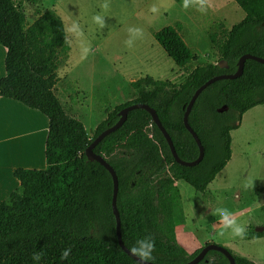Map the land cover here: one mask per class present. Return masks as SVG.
Here are the masks:
<instances>
[{
  "label": "trees",
  "instance_id": "16d2710c",
  "mask_svg": "<svg viewBox=\"0 0 264 264\" xmlns=\"http://www.w3.org/2000/svg\"><path fill=\"white\" fill-rule=\"evenodd\" d=\"M233 1L245 19L230 31L209 36L219 54L217 63L196 67L180 84L150 76L131 83L136 99L109 112L89 136L56 94L58 73L70 51L61 16L50 9L29 24L16 0H0V46L6 50L0 100L20 103L49 120L46 169L15 170L19 188L0 204V264H32L35 251L43 252L42 264H62L60 254L65 248L71 249V255L63 264H139L119 246L112 176L99 163L90 162L85 152L119 121L124 108L142 104L156 111L181 160L198 159L199 147L184 124L194 93L214 77L234 75L244 55L264 59V0ZM40 2L32 0L34 5ZM182 28L178 22L153 37L186 71L198 56L184 41ZM220 61H226L228 69L219 68ZM225 106L228 111L220 113ZM257 106H264V64L248 60L241 77L215 82L194 104L189 125L205 150L198 165H179L151 115L142 109L130 112L123 127L94 149L118 177L117 208L127 249L136 239L151 235L156 244L151 263L186 264L200 253L201 249L190 255L177 240L176 229L186 224L177 183L185 182L208 198L209 186L231 161V132ZM263 238L264 231L254 228L244 235L245 240ZM229 252L236 264H255ZM199 264L230 263L212 251Z\"/></svg>",
  "mask_w": 264,
  "mask_h": 264
},
{
  "label": "rangeland",
  "instance_id": "374dc122",
  "mask_svg": "<svg viewBox=\"0 0 264 264\" xmlns=\"http://www.w3.org/2000/svg\"><path fill=\"white\" fill-rule=\"evenodd\" d=\"M16 2L29 24L50 9L64 21L72 47L71 60L58 73L61 81L57 91L67 114L72 116L78 112L81 118H74L80 120L91 135L109 112L136 99L131 83L151 74L155 80L180 84L196 67L217 63L219 54L209 36L220 33L225 25L232 27L237 21L230 18L232 8L226 0H189L187 8L185 0H41L35 5L32 0ZM201 3L203 12L198 10ZM238 9L243 16L244 12ZM210 10L222 17L216 18ZM95 16L102 18L103 26L94 22ZM178 22L183 24L184 41L198 56L186 71L177 70L176 64L152 37L155 32ZM130 28L141 29L142 36L132 47H127L125 41L129 39ZM2 66L5 69L4 64ZM171 72L169 80L159 78ZM231 137L232 159L209 186L208 198L185 182L179 183L186 225L179 230L178 242L183 246L195 241L201 244V249L216 244L255 264H264V238L246 241L243 237H233L217 214V209H229L232 218L245 227V233L253 229L248 228L253 223L264 225V208L256 211L255 206L258 200L264 204V193L243 188L247 183L250 187L258 183L259 188H264V106L247 112ZM222 178L225 182L220 183ZM261 229L264 230V226Z\"/></svg>",
  "mask_w": 264,
  "mask_h": 264
},
{
  "label": "crops",
  "instance_id": "0c3cea01",
  "mask_svg": "<svg viewBox=\"0 0 264 264\" xmlns=\"http://www.w3.org/2000/svg\"><path fill=\"white\" fill-rule=\"evenodd\" d=\"M226 2L232 8V13L230 18L237 20L236 22H234L235 25H233L232 27L228 28L227 25H225V29L230 31L234 26H236L245 19V14L243 16H240L238 9L239 7L233 0H226ZM211 12L214 14L216 18L222 17V15H220L217 12L216 13L214 11ZM237 16H240L239 20ZM64 17L66 18L65 14ZM223 19L227 22L226 18L223 17ZM0 48H1L0 49V80H1L5 77V69L2 66V64H4L5 66L6 50L1 46ZM71 48L72 47H70V51H69V60H71V55H70ZM177 70H182V69H179L178 67ZM171 74L172 72L168 75H165L164 78L162 77L159 78L163 80L165 79L169 80V78H171L172 76ZM150 76L152 75L150 74ZM57 87H56V94L64 108V101L59 96ZM72 108L75 109V105H72ZM72 116L76 118H81L78 112L73 113ZM48 131H49V120L40 112L31 110L25 107L24 105L14 102L12 100H8V99L0 100V204L5 200H7L10 197V195L19 188V183L14 178L15 170L46 169L47 163L45 158V152H46V141L48 137ZM88 135L91 136V134L89 133ZM219 182L220 183L225 182V178H222ZM179 183L180 182L177 183L178 188H179ZM226 185L227 184H225L223 187L225 188ZM259 187L260 184L258 183H256L255 186L252 187H250V184L248 183L245 186H243L244 191H248V192L255 191L256 193H262L263 195L264 188H259ZM255 206H256V211H260L264 208L263 207L264 204H262V202L259 200L257 203H255ZM217 224L219 225V223ZM185 225L180 226L176 229L177 240H179V230L182 229V227H184ZM263 226L264 225L253 223L249 225L248 228L252 227L256 232H263L264 230L261 229V227ZM246 241H255V240H246ZM200 246L201 244L196 243L195 241L194 242L190 241L188 245L186 244L183 245V247L187 250V252L190 255L194 254L197 250H199Z\"/></svg>",
  "mask_w": 264,
  "mask_h": 264
},
{
  "label": "water",
  "instance_id": "95a60500",
  "mask_svg": "<svg viewBox=\"0 0 264 264\" xmlns=\"http://www.w3.org/2000/svg\"><path fill=\"white\" fill-rule=\"evenodd\" d=\"M248 60H253L256 61L260 64H264V59L263 58H259V57H255L252 55H244L243 57H241V59L238 62V70L234 75H221V76H217L212 78L211 80H209L208 82H206L203 86H201L193 95V97L191 98L189 105L187 107L185 116H184V124L186 129L189 131V133L193 136V138L195 139L198 147H199V157L196 161L194 162H185L183 160H181L175 150L174 144L169 136V134L167 133V131L165 130V128L163 127L156 111L154 109H152L151 107L147 106V105H142V104H135L129 107L124 108L120 113H119V121L111 128L107 129L106 131L102 132L94 141L93 143L87 148L85 154L87 159L90 162H97L99 163L101 166H103L112 176L113 179V184H114V191H113V212L117 221V236H118V242H119V246L122 248V250L129 255L132 259H134L136 262H138L139 264H143V262L139 261L137 257H135L129 249H127V247L124 245L123 241H122V237H121V219H120V213L118 211L117 208V198H118V192H119V181H118V177L117 174L115 173L113 167L109 164V162L102 156H99L97 154H95L94 149L109 135L113 134L114 132L118 131L120 128L123 127V125L126 123L129 113L134 111V110H138V109H142L145 110L146 112H148L151 117L152 120L154 122V124L159 128V130L162 132V134L164 135L170 150L172 152V155L175 159V161L181 165V166H185V167H193L198 165L204 158L205 155V150L204 147L202 146V143L199 139V137L197 136V134L194 132V130L191 128V126L189 125V115L194 107V104L196 103L197 99L199 98V96L212 84H214L215 82L221 81V80H234L237 79L239 77H241L243 75L244 72V68H245V63ZM218 67L221 69H228V64L226 61H220L218 63ZM228 111V108L225 106L220 110V113H225ZM240 125V124H238ZM215 251L218 253H221L222 255H224L227 260L229 261L230 264H236L235 259L233 257V255L224 247L216 245V244H208L206 246H204L200 253L189 263L186 264H199L201 263L206 256L208 255V253ZM154 264V263H151Z\"/></svg>",
  "mask_w": 264,
  "mask_h": 264
},
{
  "label": "clouds",
  "instance_id": "9594fccd",
  "mask_svg": "<svg viewBox=\"0 0 264 264\" xmlns=\"http://www.w3.org/2000/svg\"><path fill=\"white\" fill-rule=\"evenodd\" d=\"M107 7V5H105ZM184 7H189V0H185ZM199 11L203 12L204 7L201 3L198 8ZM95 23L103 26V20L100 16L93 17ZM142 36V31L139 28L129 29V39L125 41L127 47H132L136 39ZM217 214L219 216L220 222L226 224L227 230H230V234L233 237L242 238L245 235L246 229L244 226L238 224L232 217L233 213L227 208L217 209ZM156 250L155 240L151 235H144L141 238L135 240L134 245L130 248V252L138 258L143 264H151L153 260V253ZM43 252L35 251L31 254L32 264H42ZM71 255V249L65 248L60 254V259L63 262L68 261Z\"/></svg>",
  "mask_w": 264,
  "mask_h": 264
}]
</instances>
